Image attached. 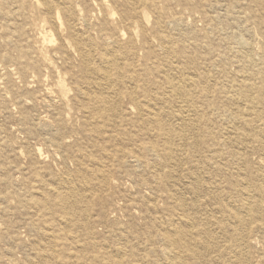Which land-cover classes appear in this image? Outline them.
I'll use <instances>...</instances> for the list:
<instances>
[{"label": "rangeland", "instance_id": "obj_1", "mask_svg": "<svg viewBox=\"0 0 264 264\" xmlns=\"http://www.w3.org/2000/svg\"><path fill=\"white\" fill-rule=\"evenodd\" d=\"M55 1L0 0V264H164L165 247L171 264H264V202L248 203L260 206L257 214L239 207L240 189L263 182L264 141L248 133L240 142L233 116L246 104L236 94L225 97L252 71L263 74L250 94L264 85V0ZM70 27L97 43L117 34L128 43L102 134L89 132L94 116L81 92L95 91L83 84L79 56L59 50L72 46ZM61 83L66 109L51 95ZM180 89L196 101L200 120L184 107ZM146 98L159 113L149 123L138 115ZM252 113L259 117L254 126L264 128V106L253 105ZM182 120L194 121L183 129ZM156 125L172 142L161 141ZM226 127L235 131L221 135ZM164 150L171 152L168 162ZM168 170L188 171L213 189L196 197L186 190L189 181L166 178ZM66 181L78 191L68 198L76 200L70 209L56 203L68 195ZM175 191L189 207L202 204L187 209L195 224L182 227L192 234L186 239L197 261H184L163 234L164 223L178 226L180 212L169 215ZM236 207L239 216L232 215Z\"/></svg>", "mask_w": 264, "mask_h": 264}, {"label": "bare ground", "instance_id": "obj_2", "mask_svg": "<svg viewBox=\"0 0 264 264\" xmlns=\"http://www.w3.org/2000/svg\"><path fill=\"white\" fill-rule=\"evenodd\" d=\"M51 0H45V3L47 5H50L49 2ZM57 1V0H56ZM55 1V2H56ZM135 2H140V0H134ZM43 2V1H42ZM51 3V2H50ZM42 4V3H40ZM52 5V4H51ZM43 6V5H42ZM45 6V5H44ZM57 6V5H56ZM50 7V6H48ZM45 8V7H43ZM46 9V8H45ZM44 9V10H45ZM47 11V10H46ZM56 12V11H55ZM57 14V13H56ZM114 17V16H113ZM82 19V18H81ZM82 22V21H81ZM85 24V23H83ZM129 28V27H128ZM70 31L71 34L73 36V34L75 35V37L72 40V46H68V43H63L61 45V47L59 48L60 52L62 53V56L64 57H69L71 56L72 53H76L79 58H80V66H81V74L86 78V81L83 83L86 87L92 88L94 91V93L92 95H88L87 93H82L83 99H85L87 101V107H86V112L89 115L94 116L92 118V123L89 124V132L90 133H95V134H102L105 133V130L108 127L107 124V118L108 116H110V113H113L114 109L111 106V104H109V98L115 94V90L112 87H116L121 80V77L118 75V65H117V61L120 58L121 54H123V50L127 49V45L128 43L121 41L120 39V34H117L116 37L114 36V38H108V37H101V39H104V43H97L96 41L92 40L89 37H85L82 34H79L76 30V27H70ZM85 31V30H84ZM83 32V31H82ZM87 32V31H86ZM135 33V32H134ZM121 34H123L121 32ZM92 35V34H91ZM124 35V34H123ZM236 35V34H235ZM93 36V35H92ZM125 36V35H124ZM122 37V36H121ZM133 33L132 31L129 32V43H132L133 40ZM71 41V40H70ZM236 41V40H235ZM238 45L241 47V49H245L246 48V43L243 40H238ZM159 48V47H158ZM251 49V48H249ZM160 50V49H159ZM249 52V50H247ZM126 53H129L128 50L125 51ZM258 52V51H257ZM252 53V52H249ZM251 55V54H250ZM250 58V57H249ZM55 59V58H54ZM121 60V59H120ZM252 59H250L251 61ZM48 63V62H47ZM253 63V62H252ZM51 64V63H49ZM45 65H47L48 67H50L48 64L45 63ZM55 67V66H54ZM262 71L261 70H256V71H252L250 74L246 75V76H242V81H240L239 85H237L235 87V90L233 91L232 94H228V92L226 93V100L227 101H232L234 100L233 94H236L237 97L239 98V100L241 102H244L245 108L241 109L237 115L233 116V122H237L239 124L240 131L236 132L237 137H239L240 142L246 141L248 140L249 137H251L250 135H248V133H254L252 136H256L261 138V140L264 141V128H257L254 126V120L258 119V115L256 113H252V109H253V105L256 106L257 104L263 105L264 106V85L259 87V93L257 96L253 97L250 92L254 87V81L255 79H258L259 77H262ZM111 81V84L108 85V82ZM186 83H188V85L193 86L194 82H192L191 80H185ZM64 83V82H63ZM61 83V86H58V90H53L51 92V95L54 96V99L59 103V107L61 109H66V103H65V98L67 97L66 94V89H65V85ZM133 89V88H132ZM135 90V89H134ZM69 92V89L68 91ZM177 94L179 93L180 95H182V97H184L185 99V108H187V110L189 109L191 111V113L194 116V120H200L202 118V115L200 114L201 112H199L198 109H196V101L192 99V97L189 95L190 93H188L187 91H182L181 89L178 91H176ZM70 93V92H69ZM80 94V93H78ZM197 96L199 98H203L206 95V91L203 89H200L196 92ZM134 95V94H133ZM135 96V95H134ZM131 97V96H130ZM49 98V97H48ZM135 98V97H134ZM242 98V99H240ZM53 100V99H52ZM84 100V101H85ZM134 100V99H133ZM47 101H50V98L47 99ZM235 102V101H234ZM50 103V102H49ZM240 104V103H239ZM52 105V104H51ZM70 106V105H69ZM49 107V106H47ZM149 99L146 98L143 101V105L141 108L138 109V115L140 117H143L145 119L146 122L149 123V116L152 115H157L159 113L155 112V108L153 109H149ZM157 110V109H156ZM54 111V110H53ZM158 111V110H157ZM49 112V111H48ZM165 112V111H164ZM86 114V113H85ZM179 114V113H178ZM177 115H173L172 117H176ZM253 116V117H252ZM248 117H250L248 119ZM252 117V119H251ZM36 120V119H35ZM193 120V121H194ZM56 121V120H55ZM91 121V119H90ZM179 121V120H178ZM193 121H181V127L184 129H189L192 126V122ZM49 127V126H48ZM51 128V127H50ZM49 128V129H50ZM66 128V127H65ZM230 130H227V127L224 128L221 132V135H228V134H232V132L235 131V129L233 127H229ZM48 129V130H49ZM47 130V129H46ZM155 130H157L159 132V136L161 141L164 144H169L170 142H172V137L170 136V133L165 132V129L162 125H156ZM45 131V130H44ZM75 131V130H74ZM185 131V130H184ZM184 133V132H183ZM256 133V134H255ZM23 134V133H22ZM42 134V133H41ZM24 135V134H23ZM184 136V135H183ZM235 137V136H234ZM59 138V137H58ZM60 139V138H59ZM56 140V139H55ZM58 140V139H57ZM61 140V139H60ZM182 143L184 142V140H182ZM56 143V142H55ZM54 143V144H55ZM196 143V142H195ZM58 145V144H57ZM185 145V144H184ZM195 144H191L190 147H193ZM55 146V145H53ZM196 146V145H195ZM218 146V145H217ZM197 147V146H196ZM53 148V147H52ZM176 149V148H175ZM121 152V150H120ZM37 153H39V150H37ZM55 155V154H54ZM57 157V156H56ZM163 157L166 159L165 161L169 160L171 158V152L169 150H164L163 151ZM87 158V157H86ZM177 159V158H176ZM101 160V158H100ZM127 162V161H126ZM136 162V161H135ZM168 162V161H167ZM132 163V162H130ZM137 163V162H136ZM135 163V165H136ZM207 163L209 162H205L202 165V168L205 169V167H207ZM71 164V163H70ZM134 164V163H133ZM189 164V163H188ZM210 164V163H209ZM138 165V164H137ZM179 165V164H178ZM41 166V165H40ZM151 166V165H150ZM83 167V166H81ZM42 168V167H41ZM244 168V166H243ZM102 169V168H101ZM234 169V168H233ZM264 169V168H263ZM44 170V169H43ZM135 171V170H134ZM137 171V170H136ZM44 172V171H43ZM47 172V171H46ZM188 171L186 172H180L178 173L175 170H168L166 173V178L170 179V180H176L178 181H189L191 183V185H189V187H186V190L188 192H190L192 195L196 196V194H198L199 192H208L209 190L213 189L212 186L211 188L207 187V186H201L200 185V181L202 180L201 177H193L191 174H187ZM68 173V172H67ZM76 173V172H75ZM139 173V172H137ZM3 174V173H2ZM66 174V173H64ZM141 174V173H140ZM139 175V174H138ZM62 176V175H61ZM67 177H69V175H66ZM103 176V175H102ZM71 177V176H70ZM69 177V178H70ZM78 177V176H77ZM72 178V177H71ZM141 178V177H140ZM263 178V179H262ZM262 184L259 186H253V189L250 190H245L244 188H241L239 191L240 197H241V201L239 203V207L242 208L243 212L245 213V215H247L249 212L254 211V214H257L260 211V206L258 204L255 205V209H251V207H249L250 201L252 200L253 202H264V175L262 176ZM46 179V178H45ZM104 179V178H103ZM63 180V179H61ZM71 180V179H70ZM73 180V179H72ZM71 180V181H72ZM49 181V180H48ZM55 181V180H54ZM65 182V181H64ZM70 182V181H69ZM68 182V183H69ZM80 182V181H79ZM85 182V181H84ZM55 183V182H54ZM61 183V182H60ZM78 183V180H77ZM115 183V182H114ZM58 184V183H57ZM187 184V183H186ZM55 185V184H54ZM68 192L66 194V196H57L56 198V203L59 207L63 208V207H68L69 209L70 207H73V204L76 202V200H72L71 199V203H69L68 198H72L76 195V193H78V191L76 192L75 188L71 186V184H67V181L65 183ZM68 185V186H67ZM73 185V184H72ZM82 185V184H81ZM253 185V184H252ZM62 186V185H61ZM75 186V185H74ZM47 189V188H46ZM77 189V188H76ZM82 189V188H81ZM55 191V190H54ZM93 191V190H92ZM85 192V191H84ZM83 192V193H84ZM94 192V191H93ZM211 192V191H210ZM80 195V194H79ZM93 195V194H92ZM15 196V195H14ZM44 196V195H43ZM85 196V195H83ZM87 197V196H86ZM197 197V196H196ZM82 198V197H81ZM232 198V197H231ZM1 199V198H0ZM169 199L173 200V205L169 211V215H173V213L176 212H180L177 213L176 216H178L177 218V223L178 226H172L169 225L166 226V224L164 223L162 228H163V234L166 237L167 240V244L169 246H174L176 247V251L177 253L180 252L182 254H184L185 259H183L184 261L186 260V258H188L189 260H195L197 261L198 257H199V253L198 251H196V249L192 248L190 246V239L192 238V234L191 235H185V233H183V229L182 227H189L195 224V220L194 218H190L189 216L186 215L187 209L191 210H198L201 207V203H198L197 201L194 203L190 204L187 206L186 203H184L182 201V199L178 196V191H175L174 193L170 194ZM185 199V198H184ZM183 199V200H184ZM193 199V198H191ZM196 199V198H195ZM212 199V198H211ZM3 200V199H2ZM83 200V199H82ZM146 200V199H145ZM12 201V199H11ZM81 201V200H80ZM185 201V200H184ZM195 201V200H194ZM3 202V201H2ZM10 202V201H8ZM7 202V203H8ZM188 202V201H187ZM13 203V202H12ZM232 204V203H231ZM231 206V205H230ZM85 207V204L84 206ZM234 211V213H232V215L236 216L238 215V210ZM134 208V207H133ZM65 210V209H64ZM209 210V209H208ZM67 211V210H66ZM135 211V210H134ZM219 211V210H218ZM86 212V211H85ZM136 212V211H135ZM242 212V213H243ZM137 213V212H136ZM86 215V213H84ZM88 214V213H87ZM229 214H231V212H229ZM111 216V215H110ZM239 216V215H238ZM66 217V215H65ZM89 217V216H88ZM249 217V215H248ZM198 218V217H197ZM239 218V217H238ZM67 219L65 218L64 222H73V219ZM85 220V219H84ZM83 220V221H84ZM240 220V219H239ZM121 221V220H120ZM208 222V221H207ZM230 223V222H229ZM231 224V223H230ZM135 225V224H134ZM68 226V225H67ZM48 227V226H47ZM78 227V226H77ZM114 227V226H113ZM66 228V227H65ZM68 228V227H67ZM122 228V227H121ZM120 228V229H121ZM182 230H181V229ZM42 229V228H41ZM126 229V228H125ZM192 229V228H191ZM206 229V228H205ZM19 230V229H18ZM44 230V229H43ZM66 231V229H64ZM190 230V229H189ZM22 231V230H21ZM121 232V231H120ZM128 232V231H127ZM41 233V232H40ZM123 233V232H122ZM125 233V231H124ZM206 234L204 229L203 231H201L199 234ZM260 233V232H259ZM48 234V233H47ZM244 234V233H243ZM125 236V235H124ZM39 237V236H38ZM47 237V236H46ZM51 237V236H50ZM114 237V236H113ZM247 237V236H245ZM75 238V237H74ZM188 238V239H186ZM47 239V238H46ZM54 239V238H53ZM127 239V237L125 238ZM122 241V239H121ZM126 241V240H125ZM52 242V241H51ZM161 242V241H160ZM165 242V241H164ZM128 243V241H127ZM163 243V242H162ZM8 244V243H7ZM6 244V245H7ZM105 244V243H104ZM29 245V244H28ZM167 245V246H168ZM205 245V244H204ZM8 246V245H7ZM22 246V245H21ZM20 246V247H21ZM32 246V245H31ZM166 246V245H165ZM22 248V247H21ZM52 248V247H51ZM50 248V249H51ZM108 248V247H107ZM164 248V245H163ZM207 249V248H206ZM163 252L162 253V260L164 262V264H171V260L170 257H168V251H167V247H165V250L162 249ZM122 251V250H121ZM119 251V255L120 252ZM142 251V250H141ZM23 252V251H22ZM117 253V252H115ZM216 253V252H215ZM4 254V253H3ZM106 254V253H105ZM118 254H116L115 256L118 257ZM46 255V254H45ZM114 256V257H115ZM48 257V256H47ZM115 257V258H116ZM120 258V256H119ZM10 259V258H9ZM15 259V258H14ZM118 259V258H117ZM40 260V259H39ZM56 260V258H55ZM155 260V259H154ZM170 260V261H169ZM177 260L179 261V263L181 262L180 258H177ZM15 262V261H14ZM13 262V263H14ZM162 262V263H163ZM201 262V261H200ZM257 262V261H256ZM26 263V262H25ZM35 263V262H34ZM32 263V264H34ZM118 263V262H117ZM192 263V262H191ZM16 264V263H15ZM30 264V263H29ZM60 264V263H59ZM207 264V262H206Z\"/></svg>", "mask_w": 264, "mask_h": 264}]
</instances>
